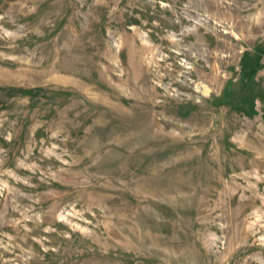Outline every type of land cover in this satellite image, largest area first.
Segmentation results:
<instances>
[{"label":"rangeland","instance_id":"obj_1","mask_svg":"<svg viewBox=\"0 0 264 264\" xmlns=\"http://www.w3.org/2000/svg\"><path fill=\"white\" fill-rule=\"evenodd\" d=\"M0 264H264V0H0Z\"/></svg>","mask_w":264,"mask_h":264}]
</instances>
